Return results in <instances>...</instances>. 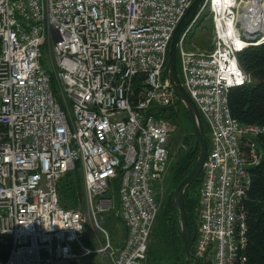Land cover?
Returning <instances> with one entry per match:
<instances>
[{"label":"built area","instance_id":"1","mask_svg":"<svg viewBox=\"0 0 264 264\" xmlns=\"http://www.w3.org/2000/svg\"><path fill=\"white\" fill-rule=\"evenodd\" d=\"M194 1L0 0V264L95 254L145 264L175 131L152 111L177 101L168 52ZM241 1L206 0L178 46L183 87L209 129L192 252L207 264L246 263L244 201L263 159L255 141L264 127L241 124L228 105L231 90L252 83L238 54L264 43L247 34ZM206 12L212 48L189 49ZM78 165L87 218L58 193ZM111 212L126 228L121 246L104 227ZM86 219L98 248L84 243Z\"/></svg>","mask_w":264,"mask_h":264},{"label":"trees","instance_id":"2","mask_svg":"<svg viewBox=\"0 0 264 264\" xmlns=\"http://www.w3.org/2000/svg\"><path fill=\"white\" fill-rule=\"evenodd\" d=\"M203 17L199 23L204 19ZM237 59L240 67L251 78L252 83L235 88L229 92L228 105L232 117L243 125H259L264 127V43L259 46L244 49L238 54ZM178 69L180 72L179 52ZM152 113L176 125L183 135V141L186 147L181 151H177L175 155L172 152L171 144L170 163L173 160L175 162L172 165L169 164L170 176L166 187L167 193L150 238L152 245L149 244L147 262L151 264L155 259L153 246L156 244V248L161 247L164 249H160V251L163 250L165 253L160 255V258L165 262L164 264H186L182 239L178 233L179 223L176 220L173 207V194L178 185L189 175L195 166L199 157L200 148L196 143L189 113L183 105L165 109H154ZM203 123L209 141V129L204 121ZM255 142L263 153V159L261 164L251 171L252 186L248 192L247 199L244 201V206L248 214L247 245L243 252L246 258L245 264H264V135L259 137ZM202 182L203 173L200 175L199 180L187 188L185 193V208L191 232L192 252L199 231L197 210L199 207ZM57 187L60 203L63 208L84 212L85 186L79 165L76 171L70 172L62 178L58 182ZM118 220L121 222L120 219ZM121 224L125 230L124 241L126 228L122 222ZM111 240L114 245L117 244L114 234L111 236ZM123 241L121 240V243ZM85 245L90 249L95 248L93 241L86 242ZM0 257L3 259L7 257V251L1 245ZM199 264L207 263L200 261Z\"/></svg>","mask_w":264,"mask_h":264},{"label":"water","instance_id":"3","mask_svg":"<svg viewBox=\"0 0 264 264\" xmlns=\"http://www.w3.org/2000/svg\"><path fill=\"white\" fill-rule=\"evenodd\" d=\"M205 1L206 0H195L178 25L170 44L168 64L166 66V77L168 78L177 96V101L174 107L183 105L188 111L192 122V128L194 136L196 138V143L200 148L199 157L195 166L193 167L189 175L178 185L173 194V207L176 220L179 223L178 233L182 239L186 264H199V261L195 259L192 254V239L188 215L185 208V193L187 188L197 180H199V177L202 174L203 166L208 156L209 142L205 132L201 113L182 84L178 69V46L180 44L183 32L194 21L200 9L203 7Z\"/></svg>","mask_w":264,"mask_h":264},{"label":"rangeland","instance_id":"4","mask_svg":"<svg viewBox=\"0 0 264 264\" xmlns=\"http://www.w3.org/2000/svg\"><path fill=\"white\" fill-rule=\"evenodd\" d=\"M248 0H243V6L244 7V3H246ZM206 15L203 17L204 19L199 23V25L195 26V28L192 30V32L190 33L186 43L189 49H201V50H209L212 48V40H213V24L211 21V16L209 13H205ZM257 38L260 37H264L263 35H256ZM182 77V74H181ZM175 127V131L173 133V136L171 138V144H172V152L173 154L176 155L177 151H181L183 150L186 145L184 144L183 141V135L180 132V129L177 128L176 125H174ZM174 155V156H175ZM176 159V158H175ZM175 162V160H173L170 164L172 165ZM170 168V165H169ZM169 168L168 171L162 181V183L159 185V191H158V199L159 202L161 204H163V201L165 199L167 190L166 187L168 185V180H169ZM117 203V201H116ZM81 206L83 207V205L81 204ZM84 216L87 218V210H86V206L84 207ZM105 220H104V227L108 230L109 235L113 236V234L115 235L116 241L121 242L122 236H123V228H122V224L121 222L116 218L115 213L111 212V213H107L105 214ZM87 221V231H86V236H85V240L84 243L86 244V242H94L95 244V248L99 247V244L95 241L97 235L96 233L93 232L91 223L86 219ZM110 236V237H111ZM120 236V238H119ZM101 239L103 240V237L100 234ZM101 240V241H102ZM104 242V241H102ZM150 245H152V243H150ZM154 260L152 261L151 264H164L165 262L162 260V258H160L162 254H165L163 252V248L161 247H157L156 248V244H154ZM160 249H163L162 251H160ZM81 264H111L109 258L105 255V254H96V255H91V256H87L84 259H82L80 261ZM145 264H150V262H145Z\"/></svg>","mask_w":264,"mask_h":264},{"label":"bare ground","instance_id":"5","mask_svg":"<svg viewBox=\"0 0 264 264\" xmlns=\"http://www.w3.org/2000/svg\"><path fill=\"white\" fill-rule=\"evenodd\" d=\"M238 5L244 14L242 22H244L247 34L264 36V0H248L244 3V7H242L243 1H241Z\"/></svg>","mask_w":264,"mask_h":264},{"label":"crops","instance_id":"6","mask_svg":"<svg viewBox=\"0 0 264 264\" xmlns=\"http://www.w3.org/2000/svg\"><path fill=\"white\" fill-rule=\"evenodd\" d=\"M125 230L123 229V236H122V239H123V237H124V235H125V232H124ZM119 238H120V236H119ZM123 241V240H122ZM121 242H118L117 244H116V246H121ZM107 256V255H106ZM78 264H81V263H78Z\"/></svg>","mask_w":264,"mask_h":264}]
</instances>
